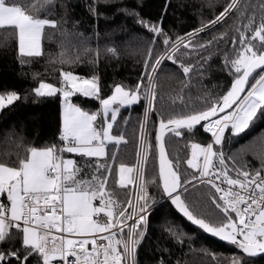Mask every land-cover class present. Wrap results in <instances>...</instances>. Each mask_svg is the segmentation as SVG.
Segmentation results:
<instances>
[{
    "label": "trees",
    "instance_id": "1",
    "mask_svg": "<svg viewBox=\"0 0 264 264\" xmlns=\"http://www.w3.org/2000/svg\"><path fill=\"white\" fill-rule=\"evenodd\" d=\"M28 9L37 18L56 22V27L45 26L41 38V55L21 57L12 34L0 32V95L17 93L21 99L0 111V162L15 166L33 147H61L62 141V94L53 97H38L33 94L40 82L61 87L62 72H72L80 77H98L100 97L107 98L116 85L135 89L145 72V61L151 53L152 62L162 57L169 49L165 39L175 43L178 38L194 33L214 20L229 3V0H11ZM253 5L257 21L261 15L255 7L260 0H241ZM34 5V7H29ZM253 14L252 12L248 13ZM143 21L144 23H141ZM247 20L235 11L220 24L200 31L192 38V47H179L172 60H165L159 71L152 74L156 85L154 110L146 115L147 100L143 90L141 99L132 105L120 108L117 123L112 129L114 136L123 135L127 143L118 147L107 145V157L101 163L113 167L134 161L138 136L145 119L148 118V142L158 122L200 111L223 96L231 86L234 75L226 66V58L234 59L238 44V30ZM147 25V26H146ZM155 25L160 35L149 31ZM223 36V39L220 37ZM237 45H233V39ZM211 42V43H209ZM187 43V41H185ZM200 45H207L200 47ZM134 46L136 52H128ZM108 50H114L112 52ZM126 50V51H125ZM132 50V49H131ZM172 54V53H171ZM165 56V54H164ZM191 69L185 75L180 65ZM145 87L147 79L143 80ZM70 102L90 113L100 112L97 99L75 94ZM98 117L96 124H99ZM262 136V137H261ZM264 139V115L254 118L249 129L236 136L229 130L222 151L231 159L232 168L255 173L262 168V146L256 147V138ZM211 140L203 127L193 132L185 131L182 136L169 134L166 147L181 179H191L194 170L188 168L187 159L191 143L205 144ZM259 141V140H258ZM249 149V150H245ZM156 150V149H155ZM245 150L247 154H240ZM252 154H250V152ZM115 154V160L112 159ZM249 155V156H248ZM76 162L81 169L79 179L90 180L95 173V158L82 157L74 153L65 156ZM157 162V152H154ZM130 166L129 163L126 164ZM234 166V167H233ZM103 169L100 175H103ZM114 176V177H113ZM112 178H114L112 180ZM148 183L147 223L138 248V264H232L234 258H244L242 251L235 249L202 230L195 228L183 216L177 214L166 200L161 187L158 165L157 172ZM116 173L108 178V190L113 198L124 207L128 197L119 196L121 188L113 187ZM111 184V185H110ZM112 188V190H111ZM216 195L206 184H195L182 193L189 210L198 218L219 223L220 212L215 208L212 197ZM152 198L154 204H152ZM163 201L157 202V201ZM5 201V198H4ZM6 202V201H5ZM98 203V202H97ZM21 248V237L13 230L12 238L0 243V253H9ZM245 264H264V255L246 257ZM37 262L35 257L28 264ZM10 263L17 264L16 260ZM5 264H9L5 263Z\"/></svg>",
    "mask_w": 264,
    "mask_h": 264
},
{
    "label": "snow or ice",
    "instance_id": "2",
    "mask_svg": "<svg viewBox=\"0 0 264 264\" xmlns=\"http://www.w3.org/2000/svg\"><path fill=\"white\" fill-rule=\"evenodd\" d=\"M255 7L264 13V0H260ZM235 11H240L247 23L242 24L243 31L238 30L239 48L234 49L235 58H226V66L235 77L230 89L214 102L209 103L205 98L208 106L203 110L167 120L161 118L156 141L159 176L171 203L204 231L236 245L246 258L264 255V166L255 173L233 168L235 175H230L227 161L231 158L215 150V146H222L226 129L238 136L249 129L258 113L264 115V15L257 21L252 4L245 3L241 8V0H229L224 10L204 27L220 24ZM249 12L253 14L249 15ZM45 26L56 27V22L37 18L27 8L11 0H0V32L7 30L12 34L21 57L42 54L40 39ZM148 29L157 35L162 34L155 25L148 26ZM195 35L196 32L189 33L175 43L165 39L164 43L172 54L152 62L149 53L143 78L136 88L125 89L116 85L113 94L107 98L100 97L99 79L95 76L80 78L68 71L61 73L62 86L59 88L46 82L38 84L33 92L38 97L63 96L60 140L64 146L28 149L26 156L19 159L15 166L0 162V194H6L9 202H0V243L11 239L13 230L21 237V248L0 253V264H5L6 260L10 264L12 259L17 264H28L33 257L38 264H122L125 255H133L138 238L143 236V231L139 229L146 225L147 201L139 203L142 197H137L138 208L129 202L128 207L132 208L130 214L128 208L113 198L107 185L108 178L115 172L118 177L116 185L127 188L137 178L132 175L136 172L143 191V165L134 169L120 164L115 169L100 161L108 155V144L118 147L127 143L123 135L111 134L120 108L137 103L143 90L149 105L146 115L153 111L156 85L152 73L158 71L164 59L175 63L173 54L179 47H192ZM232 43L237 45V40L234 38ZM108 51L115 54L114 50ZM180 67L185 75L191 71L182 64ZM144 79L148 81L147 87L143 84ZM77 93L97 99L101 111L89 113L73 105L70 98ZM20 99L14 92L0 95V110ZM98 117L103 121L99 128L96 124ZM202 121L206 122L202 127L211 133L213 142L206 146L191 143V155L186 163L194 172L191 179L182 181L181 174L176 170L179 164H173L167 158L165 132L167 130L180 137L185 131L193 132ZM144 127L141 126L142 129ZM145 143L150 149L151 145ZM261 146L264 165V139ZM64 152L95 158L96 171L92 178L79 179L81 169L74 160L63 159L60 154ZM112 159L115 160V154ZM144 160H147V154ZM102 169L104 174L100 175ZM196 183L207 184L218 194L212 197V202L221 214L219 223L195 216L178 193V189L187 191ZM128 220L133 223L128 225ZM125 228H128V239L121 238ZM244 258H234L232 264H245Z\"/></svg>",
    "mask_w": 264,
    "mask_h": 264
},
{
    "label": "rangeland",
    "instance_id": "3",
    "mask_svg": "<svg viewBox=\"0 0 264 264\" xmlns=\"http://www.w3.org/2000/svg\"><path fill=\"white\" fill-rule=\"evenodd\" d=\"M204 29H207V28H209V27H207V28H205V27H203ZM198 32H200V31H196V33H198ZM129 48H131V49H126V50H128V52L131 54L132 52L134 53V52H136L135 50H134V46H132V47H129ZM125 50V51H126ZM165 56H167V55H169V54H171V52H170V50H167L165 53ZM164 54H162V56H164ZM165 60H167V59H164L163 61H165ZM158 71H159V69H158ZM157 71V72H158ZM156 73V72H155ZM155 73H154V75H155ZM153 74V73H152ZM76 76H78V75H76ZM78 77H80V76H78ZM80 78H84V76L83 77H80ZM62 102H63V96H62ZM71 103H73V102H71ZM147 103H148V100H147ZM149 106V105H148ZM101 108V107H100ZM146 111H147V108L145 109ZM88 112V111H87ZM148 118L149 117H147L146 118V115H145V119H147V134H148ZM102 120V119H101ZM102 124H103V121H101V124H100V122H99V124H98V128L99 127H101L102 126ZM142 125H144L145 126V120H144V122H143V124ZM141 127V126H140ZM203 130H204V128H203ZM230 129H227L226 131H225V133H224V136H227V134H228V131H229ZM145 132V129L143 128H141V130H140V132H139V136H138V140H140V141H138V145H137V149H136V158H135V160L134 161H128L127 163H125V165L126 164H128L129 163V167H133L134 169L135 168H137L138 167V165H140V164H142L143 165V168H142V172H143V183H144V189H143V191L141 190V187H140V185H141V181H140V179L138 178V174L136 173V172H134L132 175L133 176H137V178L136 179H134L133 180V182L131 183V184H129L128 185V187L127 188H121V190L119 191V193H118V195L119 196H122V197H128V201H127V206H126V208H128V211H129V213H130V207H128L129 206V202L131 203L132 202V200H133V198H134V195H135V193H134V191L137 189L138 191H137V194L135 195V198H136V200H135V202L137 203V197H142V199H140V201H139V203H144L145 202V200L147 201V212H148V210H149V206L151 205V203L148 205V199H149V194H148V186H146V185H148V183H150V181H152L153 180V176H154V174H156V172H157V162H156V160H155V157H154V152H157L155 149H156V145H154V142H152V137L150 138V142H148L147 144L148 145H151V148L149 149L147 146L146 147H144V148H142L141 146H142V141L144 140V139H142V135H143V133ZM204 132H206L205 130H204ZM114 136V135H113ZM262 137V136H261ZM261 137H258V138H256L255 140H256V142H257V144H256V147H260V145H261ZM259 140V141H258ZM224 142V141H223ZM222 146H223V144H222ZM146 149V150H145ZM245 150H249V149H245ZM245 150H242V151H239V153L240 154H247V152H245ZM143 151H145V154H147V160L145 161L144 160V157H142V159H140V158H138L140 155H141V153L143 152ZM250 152V154H252L251 153V151H249ZM190 155H191V147H190V149H189V157L188 158H190ZM145 156V155H144ZM249 156V155H248ZM140 159V160H139ZM229 165H230V163H228ZM108 165H110V164H108ZM120 165V164H119ZM119 165H116L114 168L115 169H118L119 168ZM112 166H113V163H112ZM234 167V166H233ZM235 168V167H234ZM177 170V169H176ZM193 170V169H192ZM115 173V172H114ZM114 177V176H113ZM118 178V177H117ZM114 178H112V180H113ZM117 180V179H116ZM115 180V181H116ZM140 181V182H139ZM183 181V180H182ZM196 184H198V183H196ZM111 185V184H110ZM113 187H114V190H112V188H111V190L112 191H116V188H119L117 185H116V183L113 181ZM136 187V188H135ZM189 187H191V186H189ZM182 192L184 193L185 191H183L182 190ZM114 198H115V196H114ZM154 199L155 198H152V204H154L155 202H154ZM157 202H163V201H157ZM147 212H146V218H147ZM127 223H129V221H127ZM146 223H147V221H146ZM139 252V251H138ZM137 259H138V253H137ZM137 264H138V261H137Z\"/></svg>",
    "mask_w": 264,
    "mask_h": 264
},
{
    "label": "built area",
    "instance_id": "4",
    "mask_svg": "<svg viewBox=\"0 0 264 264\" xmlns=\"http://www.w3.org/2000/svg\"><path fill=\"white\" fill-rule=\"evenodd\" d=\"M149 117V116H148ZM144 129H145V132L143 133V135H142V139H144L143 141H142V148H144V147H146V143H145V141L148 143V134H147V119H146V121H145V127H144ZM227 130V129H226ZM225 130V131H226ZM206 133H208L209 134V136L211 137V140L208 142V143H205V144H201V145H207V144H209V143H212L213 142V137H212V135H211V133H209V132H207L206 131ZM64 146V144H63V142H62V144H61V147H63ZM146 150V149H145ZM215 150H217V151H222V146H220V145H218V146H215ZM223 152V151H222ZM62 155H63V153H61ZM144 155H145V151H143L142 153H141V155L138 157V158H140V159H142V157H144ZM139 159V160H140ZM227 165H228V168L230 169V172H229V174L230 175H235V173H233L232 172V167L228 164V162H227ZM141 181V180H140ZM139 181V182H140ZM207 185V184H206ZM136 188V187H135ZM209 188H210V186H209ZM137 189L134 191V193H135V195L137 194ZM135 195H134V198H133V200H132V202H131V205L133 206V207H137L138 208V205H137V203L135 202V200H136V198H135ZM216 195H218V194H216ZM0 202H2V203H5L6 204V202L4 201V198H3V196L0 194ZM132 213V208L130 207V214ZM129 221V223H127L128 225H131L132 223H133V221L132 220H128ZM127 233H128V228H125V230H124V235L121 237L122 239H128V236H127ZM89 247H91L90 245H89ZM138 248H139V245L137 244L136 246H135V250H134V253H133V255H125V257H124V259L122 260V264H137V253H138ZM13 260V259H12ZM15 260V259H14ZM5 263H8V261L6 260V262ZM12 264H14V263H12ZM32 264H38V262H33ZM54 264H55V262H54Z\"/></svg>",
    "mask_w": 264,
    "mask_h": 264
},
{
    "label": "water",
    "instance_id": "5",
    "mask_svg": "<svg viewBox=\"0 0 264 264\" xmlns=\"http://www.w3.org/2000/svg\"><path fill=\"white\" fill-rule=\"evenodd\" d=\"M258 71H259V70H258ZM230 87H231V86H230ZM229 89H230V88H229ZM229 89H228V90H229ZM226 93H227V92H226ZM226 93H225V94H226ZM204 123H206V122L202 121L201 124H200V125H197L196 127H200V126H202ZM196 127H195V128H196ZM158 129H159V122H158V124H157L156 131H155V144H156V151H157V165H158V173H159L158 147H157V141H156V135H157ZM169 134H171V133L167 132V130H166V132H165V138H164V144H165V149H166V153H167V158H168L169 160H171L170 157H169V154H168L167 147H166V139H167V136H168ZM159 179H160L161 187H162V189H163V182H162L160 176H159ZM163 192H164V191H163ZM178 193H179V194L181 195V197H182V193H183V192H182L181 189H178ZM164 195H165V197H166V200L169 201V203H171V200H170L169 197L165 194V192H164ZM182 199H183V198H182ZM171 205H172V207L174 208V210L177 212V214L183 216V218H185L187 221H189V222H190L195 228H197V230L200 229V230H202L203 232H205L209 237H211V238H215V239H217V240H219V241H221V242H223V243H226L227 245H231V246H233V247H234L235 249H237V250L242 251V250L239 249L236 245H233V244H231V243H229V242H227V241L222 240L220 237H216V236H214L213 234L204 231V230L201 229L198 225H196V224H194L192 221L188 220V218H187L186 216H184V214L181 213V212L175 207V205H173L172 203H171ZM237 238L240 239V237H237ZM261 256H263V255H261ZM257 257H258V256H257Z\"/></svg>",
    "mask_w": 264,
    "mask_h": 264
},
{
    "label": "crops",
    "instance_id": "6",
    "mask_svg": "<svg viewBox=\"0 0 264 264\" xmlns=\"http://www.w3.org/2000/svg\"><path fill=\"white\" fill-rule=\"evenodd\" d=\"M42 35H43V33H42ZM41 38H42V36H41ZM42 50V48H41V39H40V51ZM73 105H75V106H78V105H76V104H74V103H72ZM79 107V106H78ZM81 108V107H80ZM82 109V108H81ZM82 110H84V109H82ZM1 111V110H0ZM63 111H64V103L62 102V108H61V115H62V125H63ZM84 111H86V110H84ZM100 111H101V108H100ZM90 113V112H89ZM100 124H101V118H100ZM97 126H98V123H97ZM62 130V129H61ZM111 134H112V132H111ZM113 135V134H112ZM40 149H42V148H40ZM65 153L66 152H64L63 153V155L62 154H60L61 156H62V158L63 159H69V158H67V157H64L65 156ZM2 196H3V198H5V201H6V204H8L9 202L7 201V198H6V194H1Z\"/></svg>",
    "mask_w": 264,
    "mask_h": 264
},
{
    "label": "bare ground",
    "instance_id": "7",
    "mask_svg": "<svg viewBox=\"0 0 264 264\" xmlns=\"http://www.w3.org/2000/svg\"><path fill=\"white\" fill-rule=\"evenodd\" d=\"M233 169V168H232ZM233 173H235V171H232ZM146 215V214H145ZM147 221V220H146ZM140 242H141V239H139V242H138V245L140 244ZM10 264H12V263H10ZM15 264V263H14Z\"/></svg>",
    "mask_w": 264,
    "mask_h": 264
}]
</instances>
